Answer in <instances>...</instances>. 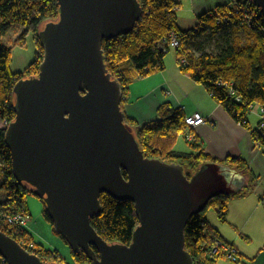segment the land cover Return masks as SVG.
Returning a JSON list of instances; mask_svg holds the SVG:
<instances>
[{
  "label": "water",
  "instance_id": "obj_1",
  "mask_svg": "<svg viewBox=\"0 0 264 264\" xmlns=\"http://www.w3.org/2000/svg\"><path fill=\"white\" fill-rule=\"evenodd\" d=\"M247 1L264 12V0ZM58 6L59 17L38 32L39 73L13 89L16 117L5 132L13 175L43 201L70 250L85 252L92 264H194L187 223L213 197L242 192L246 176L212 162L189 179L181 164L141 150L126 123L122 85L103 53L104 40L135 30L139 0H58ZM103 193L135 204L140 223L131 244L109 243L92 226ZM0 256L8 264H58L27 251L2 223ZM254 264H264V250Z\"/></svg>",
  "mask_w": 264,
  "mask_h": 264
},
{
  "label": "trees",
  "instance_id": "obj_2",
  "mask_svg": "<svg viewBox=\"0 0 264 264\" xmlns=\"http://www.w3.org/2000/svg\"><path fill=\"white\" fill-rule=\"evenodd\" d=\"M139 2L143 12L135 30L128 35L103 41L105 64L109 72L122 85L124 96L122 107L128 101L131 83L156 73H162L166 68V55L175 50L176 61H178L182 74L196 84L202 85L238 124L248 129L254 141H261L264 144V138L262 139L256 130L252 131L253 127L249 119L251 106L264 108V12L252 2L237 0L242 4L249 2L257 8L261 13L258 23L255 27L249 28L239 21V18H236L231 23L224 24L219 21V18L227 16L236 9V6L228 0L226 4L218 5L215 9L199 16L195 29L182 30L179 27L180 17L178 16V11L182 7L180 0H139ZM59 12L58 0H0V119L9 124L16 117L13 90L15 85L23 78L36 76L44 59V47L38 32L44 22L56 20ZM18 24L24 27V32L16 44L24 45L26 36L33 34L35 45H37V57L25 71L13 73L10 68L13 58L12 47L3 45L2 40L10 29ZM173 31L181 40V46L178 49H172L169 42L165 40ZM222 31H225V34L221 38L222 43L218 45V53L205 52L204 48L199 47L201 54L199 56L194 54L193 44L197 38L206 34L216 37L217 33ZM240 31L244 32L246 39L240 35ZM181 59H186L187 63L183 65ZM226 85L232 86L240 102L235 101L236 96H229ZM157 116L155 121L139 125L125 115L126 123L135 130L141 150L148 158L181 164L189 179L199 172L202 166L212 162L226 164L242 171L247 178L242 192L235 196L217 195L213 197L206 208L192 216L187 223L186 247L194 264H216L220 256H224L219 252L213 254V250L217 241L222 240L214 235L208 212L214 209L219 221L225 223L229 215L230 200L235 197L243 198L254 191L259 178L252 173L246 159L228 156L223 161H219L210 157L202 147L200 137L196 135V138L188 143L191 148L189 152L177 151L175 146L178 137L185 134L188 128L186 126L187 115L182 107H174L165 102L158 109ZM5 132L6 128L0 130V223H2V231L22 244L27 251L39 256L44 262L66 264L62 254L56 249H49L43 243L37 242L30 229L9 230L2 222L5 213L12 214L15 210L29 213L26 197L32 194L27 185L20 183L13 175L12 156L5 142ZM124 173L127 177V173L125 171ZM101 196L103 211L100 216L93 218L92 226L99 236L109 243L131 244L140 223L135 204L130 200H118L105 193ZM260 200L264 205V194ZM45 217L52 223L46 210ZM55 233L62 238L59 233L56 231ZM93 250L99 256V252L95 248ZM260 252L255 258L249 259V264H254ZM71 253L72 264H92L85 252L76 254L71 251ZM0 264H2L1 256Z\"/></svg>",
  "mask_w": 264,
  "mask_h": 264
},
{
  "label": "crops",
  "instance_id": "obj_3",
  "mask_svg": "<svg viewBox=\"0 0 264 264\" xmlns=\"http://www.w3.org/2000/svg\"><path fill=\"white\" fill-rule=\"evenodd\" d=\"M227 1L191 0L186 14L195 17L197 21L199 16L215 9L218 5L226 4ZM180 3L182 7L178 11V16L180 11H183L184 1L180 0ZM180 21L179 19V27L184 30L181 26L182 21ZM165 61L166 68L162 73H156L131 83L128 101L123 106L125 114L139 125H144L157 119L158 109L165 102L174 107H182L187 117L199 111L209 120L208 123L200 125L194 131L196 137H200L205 152L219 161H223L228 156L246 159L252 173L259 178L254 186V191L246 194L243 198L235 197L230 200L229 215L225 223H221L218 217H214L216 220L214 222V218L211 219L208 215L209 222L215 232L214 235L223 242L230 243L231 240L228 236L231 235L227 233L228 227L234 228V232L245 230L248 208L252 207L256 212L264 213V205L260 200L264 190L260 193L257 191V186L264 182V146L258 148L252 134L245 130L244 126L238 124L202 85L196 84L187 76L185 77L177 62L175 63V58L174 60L165 58ZM2 128L3 126L0 124V130ZM235 201L236 204L233 208ZM32 229L36 234H40L35 227ZM56 250L60 253L58 249ZM238 250L240 251V249Z\"/></svg>",
  "mask_w": 264,
  "mask_h": 264
},
{
  "label": "rangeland",
  "instance_id": "obj_4",
  "mask_svg": "<svg viewBox=\"0 0 264 264\" xmlns=\"http://www.w3.org/2000/svg\"><path fill=\"white\" fill-rule=\"evenodd\" d=\"M184 6L183 11H180L179 16L180 20L182 21L181 26L184 30H190L195 29V25L197 23L196 18L189 16L190 14H186L187 9L190 6L191 0H183ZM181 9V8H180ZM180 21V22H181ZM24 32V27L20 24L13 26L10 31L7 33V36L3 38L2 43L5 46L12 47V61L10 63V68L13 73H19L20 71H25L29 65L36 59V52H37V45H35V40L33 37V34H28L26 36V40L24 45H17L16 41L19 39L21 34ZM240 35H243L244 39H246V35L244 32H239ZM225 34V31L217 33L216 37H211L209 34H206L204 36H201L200 38H197L194 41L193 44V51L194 54L199 56L201 54V49L199 47L204 48L205 52H211V53H218V45L222 43V36ZM166 60H174L176 61V52L175 50H172L170 53L166 55ZM179 66V65H178ZM260 107H254L253 113L249 115L250 123L252 124V127L257 128L259 126V117H258V111ZM3 128L5 126L4 121L1 120L0 123ZM6 128V127H5ZM246 128V127H245ZM245 130H248L247 128ZM188 132L185 134H181L178 138V142L175 146V149L178 151H186L189 152L191 150L190 146L188 145L189 141L186 138ZM263 188V189H262ZM264 190V182L260 183L257 186V191L263 192ZM236 204H233V208ZM26 206L28 207V211L31 215L30 220L28 221L29 224L27 225V228L30 229L34 235L35 240L37 242L43 243L45 246H47L49 249H58L60 253L62 254L66 264H72L73 263V256L70 250V247L68 246L67 242H65L62 238L58 237L55 231H53L52 223L50 221H47L45 217V210H44V204L41 199L38 197H35L33 194H29L26 197ZM249 206V205H248ZM250 207V206H249ZM264 211V208H263ZM247 217H246V229L241 231L236 230L234 232V228L231 229V227H228V234L231 236H228L229 239L235 244V248L240 249L238 252V258L240 261L238 263L232 262L228 257H221L218 260L216 264H249V259L252 257L257 256V254L260 252V250L264 249V213L262 212H256L254 208H248L247 210ZM209 217L212 219L214 217H218L217 213L214 211V209H211L209 212ZM248 219V220H247ZM214 222H216L214 218ZM33 227L39 230V233H35L33 231ZM46 238H44V237ZM249 238V239H248ZM230 241L231 244H233ZM229 243V242H228ZM217 252H214L213 254H216Z\"/></svg>",
  "mask_w": 264,
  "mask_h": 264
},
{
  "label": "built area",
  "instance_id": "obj_5",
  "mask_svg": "<svg viewBox=\"0 0 264 264\" xmlns=\"http://www.w3.org/2000/svg\"><path fill=\"white\" fill-rule=\"evenodd\" d=\"M231 3H233L236 6L235 11L230 12L227 14V16H224L223 18H219V21L227 24L231 23L232 20L238 19L241 21L243 24H245L247 27H255L256 23H258V19L260 17L259 11L257 8H255L251 3H238L237 0H229ZM218 15V14H216ZM220 16V15H219ZM166 41L169 42V46L173 48H179L181 46V40L178 37L176 32H172L168 35V37L165 38ZM181 63L185 65L187 63L186 59H181ZM219 85L221 86L222 83L220 82ZM227 91H229V96H236V92L233 90L232 86H227ZM237 97V96H236ZM236 102H240V98L237 97L235 98ZM255 105L251 106L249 108L250 114H252ZM258 117H259V126L257 128H253L256 130L261 136L262 139L264 138V108H259L258 111ZM209 120L202 114L201 112H196L188 117H186V126L187 128V135L186 138L188 141H193L196 137L195 134L193 133L196 128H198L200 125L208 123ZM4 128L9 126V123L4 121ZM193 131V132H192ZM251 134V133H250ZM261 139V140H262ZM255 145L258 146V148H262L264 144L261 143V141H254ZM31 215L29 213H26L25 211H16L15 213L8 214L5 213V215L2 218V222L9 228L11 229H16V228H27V225L29 224ZM214 252H219L221 253L224 257H228L232 262H238V249L235 248L234 245L228 243V242H223V241H217L215 244ZM2 264H8V262L2 258Z\"/></svg>",
  "mask_w": 264,
  "mask_h": 264
}]
</instances>
